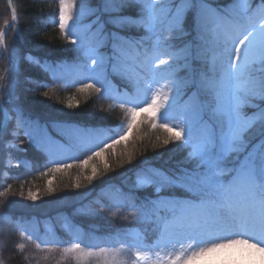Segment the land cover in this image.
Instances as JSON below:
<instances>
[{"label": "snow or ice", "instance_id": "6c2138e0", "mask_svg": "<svg viewBox=\"0 0 264 264\" xmlns=\"http://www.w3.org/2000/svg\"><path fill=\"white\" fill-rule=\"evenodd\" d=\"M215 3L58 0L53 23L72 46L74 61L40 66L53 78L58 69L75 71L81 77L77 92L115 100L127 117L126 125L116 126L122 132L95 143L89 138L101 136V128L65 126V142L84 153L78 165L83 180L90 185L111 170L109 156H117L116 145L127 142L145 123L166 134L162 140L157 137V147L173 144L186 153L173 172L141 162L134 186L153 187L154 199L137 200L130 192L115 190V206L130 208L132 219L150 223L151 237L124 232L113 238L118 246L107 247L72 242L59 248L61 259L129 264L122 257L130 253L131 264H264V0ZM8 5L11 23L6 19L0 28V48L5 51V28L12 29L18 21L12 0ZM9 61L11 74L12 56ZM8 74L0 76V93L11 88ZM114 79L128 91L114 89ZM71 101L68 108L75 106ZM246 106L253 109L251 115ZM0 114V134L7 132L12 139L22 126L40 127L15 105L0 108ZM174 120L179 123H169ZM119 155L124 157L119 166L132 164L134 152L127 147ZM52 163L51 173L73 167ZM74 187H81L79 177ZM165 189L168 194L162 196ZM55 190L49 180L47 192ZM27 198L39 197L29 191ZM20 236L33 240L24 232Z\"/></svg>", "mask_w": 264, "mask_h": 264}, {"label": "trees", "instance_id": "16d2710c", "mask_svg": "<svg viewBox=\"0 0 264 264\" xmlns=\"http://www.w3.org/2000/svg\"><path fill=\"white\" fill-rule=\"evenodd\" d=\"M12 3L16 7L18 21L12 29L5 28L9 48L0 60V76L8 74L9 56L13 57L15 71L8 74L11 88L6 86L4 93H0L1 107L10 109L14 105L18 106L27 119L38 121L40 127L20 128L15 140L21 151L6 149L5 145L12 138L7 132L0 135V193L11 189L6 196H0V216L7 220V226L13 227L11 221L15 219L31 221L44 235L50 228L48 222L53 216L68 215L73 210L83 208L103 190L112 187L135 196L153 197V187L134 186L142 167L141 162L146 160L147 166L173 172L180 167L186 153L178 151L173 144L157 147V137L162 140L166 134L162 129H152L147 123L135 130L127 142L116 145L114 151L117 156H109L111 170L90 185L83 180L82 170L78 166L84 153L77 147H73L71 155L59 160L73 164L72 168L58 173L49 171L54 166L52 161H55L51 158L49 144L52 140H65L64 136L61 138L63 130H57L56 127L71 125L86 129L101 128V136L93 138L95 143L106 136L122 132L123 129L116 126L126 125L127 117L115 100L101 99L94 92H77L81 78L75 71L58 69L56 78H53L51 72L44 71L40 66L45 62H66L70 65L74 61L75 54L70 50L72 46L65 42L58 26L53 23V17L58 12V0H12ZM227 3L229 0H216L213 6H225ZM6 19L10 21V10L6 0H0V28H4ZM29 56L32 62H29ZM111 84L114 89L119 88L120 92L128 91L117 79L112 80ZM45 91L49 92L48 97L43 96ZM69 98L75 105L73 108L67 107ZM244 111L251 115L253 109L246 106ZM45 132H48L47 139L42 136ZM28 133H32V136ZM32 138L34 142L29 144ZM39 139L45 141L43 145ZM126 147L134 152V159L132 164L125 163L121 167L119 160L124 157L119 154ZM7 159L10 160L9 168H5ZM90 171L89 168L88 174ZM78 177L81 187L76 189L74 184ZM49 180L56 189L52 194L47 192ZM29 191L37 193L39 198L36 201L29 200ZM168 191L163 190L161 195L167 196ZM16 262L12 260V263Z\"/></svg>", "mask_w": 264, "mask_h": 264}, {"label": "rangeland", "instance_id": "374dc122", "mask_svg": "<svg viewBox=\"0 0 264 264\" xmlns=\"http://www.w3.org/2000/svg\"><path fill=\"white\" fill-rule=\"evenodd\" d=\"M140 99H143V97H140ZM169 123L178 124L179 121L174 120L169 121ZM56 129L63 130L62 137H65V140L52 141L55 150L59 151L67 148L70 144L65 142L68 137L67 128L58 126ZM42 136L45 137V134ZM93 138H89L90 142ZM16 141L15 139L9 141L5 145L6 149L21 151ZM9 167L10 160L7 159L5 168ZM3 175L5 176L6 172ZM117 189L115 187L107 188L92 203L81 209L73 210L68 215L53 216L48 222L50 228L44 235L38 232L37 225L31 221H18L15 219L13 222L11 221L13 227H9L5 222L7 220L0 216V262L2 264H74V261L61 259L59 248L72 242H80L83 246H118L113 238L124 232L138 235V237H151L153 234L150 223L132 219L129 215L130 208L115 206V190ZM135 198L143 200L139 197ZM101 209L104 210L101 211ZM112 212L117 214L112 215ZM124 216L129 218L125 220ZM74 225L81 227L79 234H74ZM21 232H24L25 236L31 235L33 240L30 241L25 237H21ZM37 243L41 244L40 249L36 247ZM21 244L24 246L23 248L19 247ZM122 258L128 260L129 264H131V259H134L130 253H126ZM12 260L17 262L12 263Z\"/></svg>", "mask_w": 264, "mask_h": 264}]
</instances>
